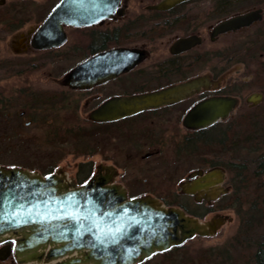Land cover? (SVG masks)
<instances>
[{"label": "flooded vegetation", "instance_id": "af4514ba", "mask_svg": "<svg viewBox=\"0 0 264 264\" xmlns=\"http://www.w3.org/2000/svg\"><path fill=\"white\" fill-rule=\"evenodd\" d=\"M129 1L120 0L111 15L91 24L59 20L51 29L48 20L62 0H0V119L4 115L12 123L14 115L17 128L44 125L46 135L58 138L79 135L89 126L91 159L83 165L91 167L90 179L114 171L111 182L122 185L129 199L153 198L147 191L132 195L123 179L143 189L160 184L145 175L161 170L158 158L173 139L176 153L184 152L198 165L182 192L198 210L187 213L200 220L210 217L207 222L223 219L214 234H195L187 241L215 237L235 223L234 231L221 234L217 264H264V61H257L264 60V52L250 51L264 40V32L258 33L264 8L231 12L235 0H183L159 9L154 7L164 0H140L134 9ZM257 10L261 19L214 34L222 22ZM238 33L234 50L215 47ZM188 38L193 44L179 50L176 44ZM115 50L135 53L133 66L84 87L69 84L73 71L88 62L98 69ZM184 84H192L189 93L173 103L114 120L103 113L117 99ZM115 152L124 155L122 162ZM142 162L143 179L118 172ZM167 171L164 178L171 183L176 173ZM214 171L223 177L205 179ZM17 241L14 235L0 239L1 262L44 264L18 256ZM181 246L157 252L163 256L160 264Z\"/></svg>", "mask_w": 264, "mask_h": 264}, {"label": "water", "instance_id": "95a60500", "mask_svg": "<svg viewBox=\"0 0 264 264\" xmlns=\"http://www.w3.org/2000/svg\"><path fill=\"white\" fill-rule=\"evenodd\" d=\"M180 1L183 0H164L154 8H169ZM119 4L120 0H75V2L62 0L47 24L51 26V29L59 20L72 25L91 24L102 17L111 15ZM261 18L260 10L235 16L219 24L214 34L239 29ZM193 42V38L183 39L176 44V47L184 50ZM137 57L135 53L128 50H115L98 64V69L94 68L95 62H88L81 69L73 71L69 75L68 82L72 86L84 87L102 77L117 76L131 68ZM191 86L192 84H184L140 96L120 98L104 107L103 113L107 120H114L158 108L186 97ZM192 118L193 114L187 119ZM113 174L114 171L109 170L106 176H94L85 183L78 184L74 180L64 178L61 172L44 176L21 167L0 166V180L13 184L17 181L24 182L25 185L30 186L26 189L27 191L55 188L58 197H62L67 192H85L88 200L87 204L83 200L80 202V207L83 208L82 215L88 214L89 210L95 208L102 198L105 201L104 207H110L107 201H111V205H114L112 210L117 213L114 221L105 223L98 214L93 215L91 219L104 229L114 226L126 229L125 238L120 241V245L116 246L119 252H113L111 248L108 252H104L99 248L90 247L89 242L93 240V236L86 231L89 221H85L84 227L80 229L83 238L79 243H77V233L71 228L65 229L61 222L24 224L23 221L29 216L33 220L50 219L53 213L59 216L58 202L49 201L40 204L37 208L15 206L4 199L3 193L6 189L2 187H0V214H4L6 219L18 215L21 226L0 225V239H5L8 235L17 236L16 253L20 257L27 255L26 262L138 264L157 252L182 245L195 234L212 235L223 223V219L219 217L208 222L202 221L180 208H167L155 198L129 199L124 188L111 182ZM214 176L220 179L223 174L221 171H214L204 177L211 179ZM125 207L128 211H124ZM38 212L41 214L39 217Z\"/></svg>", "mask_w": 264, "mask_h": 264}, {"label": "rangeland", "instance_id": "374dc122", "mask_svg": "<svg viewBox=\"0 0 264 264\" xmlns=\"http://www.w3.org/2000/svg\"><path fill=\"white\" fill-rule=\"evenodd\" d=\"M139 1L140 0H130L129 2L131 8L135 9L139 7ZM144 2L150 3L152 0H144ZM234 2L235 4L232 6L231 12H243L256 7L264 8V0H235ZM258 31V33L264 32V23L258 26ZM239 37V33L224 37L220 43L215 45V47L228 45L232 50H234L239 44ZM258 42L259 43L257 45L255 42V46L250 51L255 52L256 50L259 51V53L264 52V48H262L264 47V40L260 39ZM257 61L261 63L264 60H262V58H258ZM7 91L11 94H17L18 92L17 90L13 89H7ZM14 117V115L11 117L12 123H7L5 121L7 119L4 115L0 119V166L8 168L21 167L29 170L32 173H37L44 176L61 172L64 178L68 180H74L76 183H78L77 176L78 171L81 169V165H83V163L85 164L86 162H89L91 159L90 156L87 157V152L91 150L93 142L90 136L89 126H87V130L85 129L84 133L79 134L80 136L66 135L64 138H58L53 136L50 137L48 136V133L46 135L44 125L38 128L19 129L15 125L16 118ZM9 118L10 117H8V119ZM217 140L219 139L216 138L215 141ZM229 155L231 157L235 156L234 151ZM114 156L116 160L122 162L124 155L119 154V152H115ZM159 159L161 170L158 171L157 174L148 173L145 176L154 178V183H156V181H161L160 184H148L147 186H143L145 187L143 189L142 186L135 185L132 180H130L132 182L130 183L128 180L123 179L124 184L127 187H130L132 195L138 192L147 191L153 193V198H155L161 205L167 208H180L186 213H193L194 211L198 210L194 205L193 200L182 195V192L185 190L188 184L187 176L191 170L198 167V165L196 163H193L192 165L184 152L179 155L176 153L173 139H170L166 151L159 156L158 160ZM98 160H100V158ZM142 166H145L143 162L135 169H120L118 172L125 173L127 178L134 177L135 179L141 177V179H143L144 174H142V171H140L142 170ZM168 169L170 172L175 171L176 173L175 180H173L171 183L166 182L164 178L165 174L169 173L167 171ZM121 178L122 177L119 178V182H121ZM177 191L178 194H176ZM209 218L210 217H207L201 220L206 221ZM234 224L235 223L227 224V226L223 228L215 237H195L190 241H186L181 247L171 253V256H169L171 257L169 258L170 260H164L162 263L194 264L195 262H198V264H207L208 261H211L213 264H217L219 262V253L221 252L220 248L218 247V244L222 241L221 234L227 231H234L236 226ZM161 258H163L162 255L155 254L151 258H148L138 264H160ZM0 264H11V262L0 261Z\"/></svg>", "mask_w": 264, "mask_h": 264}, {"label": "snow or ice", "instance_id": "6c2138e0", "mask_svg": "<svg viewBox=\"0 0 264 264\" xmlns=\"http://www.w3.org/2000/svg\"><path fill=\"white\" fill-rule=\"evenodd\" d=\"M0 187L6 189L3 193L4 199L15 206L37 208L40 204H45L49 201L58 202L59 216L53 213L50 219L36 220L31 219L29 216L28 219L23 221L24 224H51L53 221L61 222L65 229L71 228L77 233V243H79L83 238L80 229L84 227L85 221H89L86 231L93 236V240L89 242L90 247L94 249L99 248L104 252H108L111 248L113 252H119L116 246L120 245V241L125 238L126 229H121L118 226L104 229L96 225L95 221L91 219L93 215L98 214L105 223L114 221L117 213L112 210L114 205H111V201H107L110 207H104L105 201L102 198L101 202L96 204L95 208L90 209L88 214L82 215L83 208L80 207V202L83 200L85 204H87L88 200V196L85 192H67L62 197H58L55 188L27 191L26 189L30 186L25 185V183L21 181H17L13 184L5 183L0 180ZM124 211H128L127 207H125ZM40 215L41 214L38 212L37 216L39 217ZM19 219L18 215H13L10 219H6L4 214H0V225L19 227L21 226Z\"/></svg>", "mask_w": 264, "mask_h": 264}, {"label": "trees", "instance_id": "16d2710c", "mask_svg": "<svg viewBox=\"0 0 264 264\" xmlns=\"http://www.w3.org/2000/svg\"><path fill=\"white\" fill-rule=\"evenodd\" d=\"M237 1V0H236ZM92 174V169L90 166L82 165L81 169L78 171V183L82 184L86 182Z\"/></svg>", "mask_w": 264, "mask_h": 264}, {"label": "bare ground", "instance_id": "6f19581e", "mask_svg": "<svg viewBox=\"0 0 264 264\" xmlns=\"http://www.w3.org/2000/svg\"><path fill=\"white\" fill-rule=\"evenodd\" d=\"M33 263H36V262H33ZM37 263H40V262H37ZM41 263H43V262H41Z\"/></svg>", "mask_w": 264, "mask_h": 264}]
</instances>
